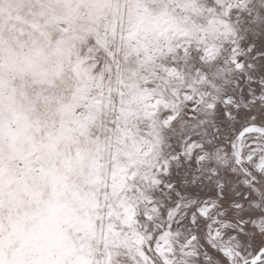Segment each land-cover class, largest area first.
<instances>
[{"label":"snow or ice","instance_id":"snow-or-ice-1","mask_svg":"<svg viewBox=\"0 0 264 264\" xmlns=\"http://www.w3.org/2000/svg\"><path fill=\"white\" fill-rule=\"evenodd\" d=\"M0 264H264V0H0Z\"/></svg>","mask_w":264,"mask_h":264}]
</instances>
